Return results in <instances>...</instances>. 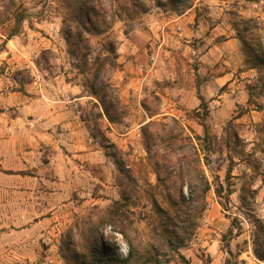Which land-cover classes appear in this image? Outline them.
I'll return each mask as SVG.
<instances>
[{"label": "rangeland", "instance_id": "rangeland-1", "mask_svg": "<svg viewBox=\"0 0 264 264\" xmlns=\"http://www.w3.org/2000/svg\"><path fill=\"white\" fill-rule=\"evenodd\" d=\"M140 1L147 11H143V5L133 6L132 0H99L96 2L101 14L98 28L102 32L92 33L71 19L77 0H0V43L12 28L15 13L22 9L30 13L20 33L7 40L12 46L15 42L12 59L0 56V85L8 91L25 93L38 89L42 93L54 75H62V83L77 84L78 87L72 88L83 94L90 95L93 85L105 86L108 94L103 95L99 88V95L104 97V104L110 105L111 113L121 117L119 122L112 123L116 134L123 133L126 125L137 128L147 118L141 109L145 110L142 101L153 112L174 109L172 116L178 123L172 121L171 115H159L157 119L166 123L172 133L191 137L185 152L198 150L200 164L212 183L206 196V209L195 222L194 233L175 250L167 244L166 225L153 198L170 211L174 209L161 195L166 190L159 185L142 131L137 128L129 140L115 142L116 134L111 133V125L95 97H87L79 104L81 114L99 145L108 146L102 147L106 153L117 152L125 169L135 178L121 172L111 156L115 167L107 171L93 167L97 180H92L91 194L85 196L90 203H83L85 197L74 190L82 187L78 180L66 184L62 160L65 155L57 154L49 134H45L47 129L35 123L33 114L23 113L17 107L0 108V122L17 123L13 132L21 151H33L25 156L20 152V166L28 162V168L3 169L0 178V264H71L72 251L68 247L72 246L65 241L71 239L77 243L78 251L83 250L75 227L78 218L90 212L98 213L115 200L123 202L124 195L129 199L123 202V207L137 229V240L152 249L162 264H264V259L254 251L258 233L264 237L258 226L259 220L264 221V73L246 61L243 42L235 28V23L242 28L244 19L258 21V30L246 35L264 48V0H192L196 5L193 12L208 20L204 30L219 22L235 30L238 44L225 50L224 59L213 60L203 67L191 49L200 38L194 41L195 38L186 35L177 41L175 37L167 45L173 50L172 59L169 56L163 73L139 82L121 71L123 63L118 60L124 54L127 36L135 34V42H141L143 47L153 37L163 42L162 28L156 36L149 24H142L147 13L164 12L161 15L170 17L181 12L170 0H163L160 6L157 0ZM194 23L195 20L189 27L198 22ZM143 26L142 31L134 32ZM69 28L73 38L67 36ZM112 47L116 51L114 55L108 52ZM142 51L144 56L140 58L130 54L135 64L148 62L150 52L142 48L138 53ZM148 68H141L143 71L138 73H146ZM224 73H228L225 83L215 81L216 76ZM35 80L43 87L37 86ZM176 86L184 90L171 89ZM199 93L209 107L204 119L198 115L204 112ZM167 97L173 99L172 105ZM174 101H178L176 105ZM162 133L167 138L171 130ZM110 143L116 147L109 146ZM192 156L197 157L194 153ZM218 183L223 185L224 206L214 190ZM168 186L175 189L171 180ZM101 235L105 242L117 241L118 246L109 247V252L126 256L128 244L117 228L104 225Z\"/></svg>", "mask_w": 264, "mask_h": 264}, {"label": "trees", "instance_id": "trees-1", "mask_svg": "<svg viewBox=\"0 0 264 264\" xmlns=\"http://www.w3.org/2000/svg\"><path fill=\"white\" fill-rule=\"evenodd\" d=\"M77 1L75 15L71 19L76 22L78 26H83L89 32L101 33L102 31L98 28V21L101 14L96 3L99 2V0ZM170 1L174 3L178 11H184L186 8L193 6L192 0ZM132 2L135 7L145 6L140 0H132ZM157 3L159 6L164 4L163 0H157ZM147 10L148 8L146 6L143 7V11ZM29 14V11L25 9L15 13L12 28L7 38L0 43V53L5 50L7 40L20 33L22 23ZM235 28L238 37L243 42L246 61L252 64V68H256L264 73V48L259 43L250 41V38H247L246 35L250 31L255 32L258 30L259 22L253 18H248L242 21V28L239 27V23H235ZM67 31L68 38H73L71 36V28L67 29ZM80 34L82 35L81 32ZM108 52L114 55L116 51L114 47H112ZM107 56L108 55H106V58L109 59ZM99 70L95 73L96 78L99 77ZM260 80L262 81L263 79L261 78ZM99 88L103 91V95L108 94V90L105 86ZM99 88L93 85L90 95L100 102L103 108V115H105L110 122H119L121 117H115L109 109L110 105L104 104V97L99 95ZM262 88H264V86ZM199 98L201 100L200 106L203 108L204 112L198 115L204 119L209 114V107L204 96L200 93ZM142 105L151 118L141 126L145 149L151 159L159 185L165 188L163 191L166 190L164 191L166 193L161 192V195L169 202V206L174 209V212L163 207L161 202L156 198H153V203L157 212L161 214L164 225H166L165 232L167 234V244L175 250L177 247L183 246L194 233L196 227L195 222L206 209V196L212 187V183L200 164L201 158L198 150L194 148L193 151L195 156H197L196 158H193V153L189 154V152H185L191 141V137L185 136L183 133H172L171 128H166V123L157 119V117L153 118L158 115L160 111H151L150 108L147 107L145 101H142ZM171 119L173 122L178 123L176 117L172 116ZM202 124L205 126L204 122H202ZM165 130H171V135L167 138L162 133ZM103 146L108 147L107 145ZM109 146L116 147L114 143H110ZM107 154L113 156L121 172L126 173L127 177L135 178V175L132 174L129 169H125V165L121 163L117 152ZM217 179L215 177V180ZM170 180L175 189L168 186V181ZM214 190L219 198V202L224 206L225 201L222 199V183H218L214 187ZM128 199V196H123V202L126 200L128 201ZM123 202L115 200L105 209H99L98 213L94 211L78 218L75 227L79 233V239L81 240L80 242L82 243L83 250L78 251L75 241L71 239L65 241L67 245L69 244L72 246V248L68 247V249L72 251L70 256L73 262L71 264H162L157 255L151 252L152 249L144 247L141 242L137 240V229L133 226L130 215L124 209ZM104 225L117 228V231L124 236L128 244L126 256L121 257L108 251L109 247L116 248L118 245L116 240L110 243L104 241L101 235V228ZM258 226L259 230L264 231V221L259 220ZM262 237L263 235L258 233L256 239L259 240L255 241L256 246L254 250L255 254L260 259H264V237L261 239Z\"/></svg>", "mask_w": 264, "mask_h": 264}, {"label": "crops", "instance_id": "crops-1", "mask_svg": "<svg viewBox=\"0 0 264 264\" xmlns=\"http://www.w3.org/2000/svg\"><path fill=\"white\" fill-rule=\"evenodd\" d=\"M195 6L193 5L185 11L175 12L170 17L161 15L164 12L154 13L149 11L142 24H149V28H152L156 36L157 34L160 35V29L162 28L164 40L163 42L161 40L158 41L156 37H153L148 45L143 47L141 42H135V34L131 37L127 36L125 50L123 49L124 54H120L118 58L119 62L123 63L121 71L127 73L129 79L133 81L138 80L139 82L149 76L157 75L159 72L163 73L164 67L168 64L169 56L171 58V51H173L172 48H168L167 46L170 44L169 40L171 39L172 41L176 37L178 41L179 37L184 38L186 35L195 38L194 41L196 38H200L196 44H192L191 49L195 52L203 67L212 64L213 60L219 61L222 58L224 59L226 55L225 50L229 47H234L236 43L238 44L235 30L224 27L219 22L208 25L207 29L204 30L208 20L206 17L201 19V16H198L195 11L193 12ZM194 20L195 23L196 21L198 23H194L195 25H192V28H190L189 25ZM166 26L170 27V30L166 29ZM143 28L144 26L134 28V32L137 29L142 31ZM217 37L219 38L216 39ZM12 44L13 46L9 42L7 43L5 51L0 55L1 58L12 59L10 55L14 54L16 48L14 47L15 42ZM142 48L145 52H150L148 54L149 60L148 62L146 61L147 63L141 62L140 64H135L133 61L134 57L130 54H135L137 55L136 58H140V56H144L143 51L138 53ZM119 52H121V49ZM146 66L149 67L148 72H143L140 75L138 72H142L143 69L141 68H145ZM157 78L160 79L162 77L158 76ZM214 79L219 83H225L228 80V73L220 74ZM49 81L51 83L50 86L47 90L41 91L42 93L38 89H31V91L28 90L25 93L16 90L8 91L0 85V108L10 109L17 107L23 113L33 114L29 116L35 120V123L41 124L43 128L47 129L45 134H49L51 144L57 150V154L61 156L65 155V158L62 160L67 175L65 177L66 184L72 180L74 182L78 180V184L82 187H77L74 190H78V193L85 197L87 196L86 194H91L90 189L94 185L91 184L92 180H97V176L92 172L93 167L98 166V168L107 171L111 167H115V163L111 159V156L102 148L103 146H100L99 142L91 134V127L79 109V104H82L83 100L91 97V95L75 91L76 89L72 87H78L77 84L73 85L67 81L62 83V75H54ZM57 82H61L62 84H57ZM171 89L184 90L183 87L179 89L178 86ZM128 93L132 94L131 91ZM166 100L172 105L173 99L167 97ZM177 102L174 101V104L176 105ZM139 105L141 106V103ZM141 109L147 115V118H144L138 124L137 128H139V131L142 124L151 119L147 111L142 107ZM173 110L163 111L161 109L160 113L153 118L159 115L172 116L174 115ZM105 118L107 119L106 116ZM108 123L111 125V133L115 135V128L112 125L115 122L109 121ZM16 126L17 123L15 121L0 122V131H2L0 134V178L2 177L3 169L18 170L25 167L28 168L29 166L28 162L24 163L25 166H20L21 153L25 156L24 154H31L33 151H21L19 142L15 139L16 135L13 132L17 129ZM137 128H134L133 125H126L123 133L116 134L115 142L122 139L129 140L133 131ZM78 172L82 175L80 176ZM60 183L64 182L61 181ZM87 188L89 192H86ZM90 201L85 197L83 203H90Z\"/></svg>", "mask_w": 264, "mask_h": 264}, {"label": "built area", "instance_id": "built-area-1", "mask_svg": "<svg viewBox=\"0 0 264 264\" xmlns=\"http://www.w3.org/2000/svg\"><path fill=\"white\" fill-rule=\"evenodd\" d=\"M35 84H36L37 86L41 87V88L43 87V86H42V83H40L38 80H35Z\"/></svg>", "mask_w": 264, "mask_h": 264}]
</instances>
